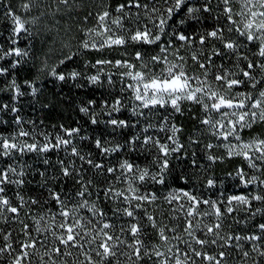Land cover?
<instances>
[{
  "label": "snow or ice",
  "instance_id": "6c2138e0",
  "mask_svg": "<svg viewBox=\"0 0 264 264\" xmlns=\"http://www.w3.org/2000/svg\"><path fill=\"white\" fill-rule=\"evenodd\" d=\"M54 3L55 13L68 10L71 14L75 7V0H54ZM234 4L239 5L238 10ZM34 7H38L37 0H23L20 5L25 14H30ZM94 7V11L84 15L83 25L76 26L79 36H71V30H66L68 39L61 45L62 55L50 64L52 50L49 49L38 71L61 82L83 78L89 85L101 87L105 80L114 86L113 78L119 77L120 95L105 99L100 105L106 110L107 120L101 122L98 114L92 112L95 100H89L79 111L89 117L92 125L104 123L113 132L143 122L141 134L133 135L124 144L97 137L94 146L101 156H108L126 147L134 151L140 144L142 154L152 155V160L144 167L127 158L108 166L94 161L90 153L87 157L82 155L73 144L72 138L81 131L79 127L60 125L63 135L40 132L41 140L21 127L22 119L17 115V131L0 134V158L28 153L46 156L63 149L113 180L106 187H97L93 178L86 179L87 169L83 166L77 169L74 160H57L59 175L73 179L79 189L71 194L49 189L44 203L51 201V205L39 214H30L29 224L20 219L21 210L39 205L41 200L26 201L17 192V203L13 204L6 187L23 186L26 174L19 165L10 163L0 167V223L19 225L16 238L13 232L0 228V261L3 264H229L232 260L238 264L249 261L264 264V222H253L257 216L264 217V132L244 135L264 126V0H215V13L213 0H117L114 6L111 0L107 3L97 0ZM5 18L11 23L12 47L5 50L0 46V60L16 57L11 61V69H16L21 58L29 57V42L40 34L32 31V27L42 18L47 19V13L40 11L26 19L9 6ZM209 18L213 23L206 27L202 21ZM22 36L26 42L24 48L17 46ZM121 48L124 52L120 58L103 56L105 50ZM93 52L101 54V58L84 61V67L93 69L95 74L84 75L75 68L61 70V66ZM9 71L0 67V76ZM23 86L30 89L33 97L39 91L35 79L24 80ZM6 88L12 93V101L25 94L15 77ZM125 100L130 103L126 105ZM185 103L198 106V124L219 142L204 145L206 159L215 163L226 156L239 158L246 165L235 171L238 187L242 186L243 191L228 195L220 191L215 199L205 197L199 194L190 174L175 177L183 182L182 187L168 183L169 175L175 171L173 159L187 154L179 138L183 129L167 113L169 110L182 113ZM124 110L136 118L133 123L119 118ZM0 111L18 113L19 109L3 104ZM161 111L165 114L160 116L159 123L152 124L150 117ZM153 128L168 134L164 137L148 134ZM215 148H223L224 156L212 154ZM191 155L188 167L201 168L195 152ZM43 163L49 165L50 161L45 158ZM38 174L46 185L47 170ZM116 182L122 187H116ZM216 183L215 178H207L203 187L212 189ZM102 200L118 206L109 214L100 207ZM256 203L260 206L254 207ZM164 204L168 205V223L165 213L159 211ZM239 213L245 217L241 218ZM233 225L249 227L236 230Z\"/></svg>",
  "mask_w": 264,
  "mask_h": 264
},
{
  "label": "trees",
  "instance_id": "16d2710c",
  "mask_svg": "<svg viewBox=\"0 0 264 264\" xmlns=\"http://www.w3.org/2000/svg\"><path fill=\"white\" fill-rule=\"evenodd\" d=\"M97 0H75V7L71 10L69 14L68 10H63L61 13H55L56 4L54 0H37L38 7H34L30 14H25L21 9L20 5L23 0H0V46H3L5 50L12 47L10 43L11 35V23L9 19L5 18V12L9 6L12 7L14 11L18 14L24 16L26 19H31L37 16L40 11H45L47 13V19H41L35 27H32V31H38L40 34L34 40L30 41L29 45L31 51L29 57L21 58V63L16 69H11V61L16 59V57L7 58L5 60H0V67L9 68L8 74L0 76V105L9 104L19 109L18 113H13L11 111H0V121H6L7 123H0V134L10 135L17 131V125L15 124V117L19 115L22 119V125L25 130L32 131L36 134L37 139H41L39 136L40 132L54 134L59 133L63 135L60 130V125L65 128L79 127L81 129L78 136L73 137V144L79 148L82 155H87L90 153L91 158L94 161L103 162L108 166H113L122 159H130L135 163H138L141 167L147 166L152 160V155L143 153V147L140 144L135 146V150H130L126 147L124 150L116 154H109L108 156H101L99 151L94 146V140L100 137L104 140L111 141L113 144L119 142L124 144L125 141L132 137L133 135L141 134L142 128L145 126L144 123H140L137 127L128 128L124 130H118L113 132L110 126L99 123L97 125H92L89 121V117L84 113L79 111V108L87 105L89 100H95L96 105L92 108V112L98 114V119L103 122L107 120L106 110H103L100 105L105 99L111 100L112 97L120 95L119 88V77H114V86H109L107 81H104V85H89L88 82L81 78L77 81L67 80L61 82L49 77L46 72H39L41 59L44 57V53L48 52L49 49L52 50V54L49 59V63H55L58 58L62 55L60 49L62 43L66 42L68 37L66 36V30H71V36H79L76 32L77 25H83L84 15L92 10H95V3ZM109 2V0H105ZM117 0H111L114 6ZM214 13H215V0H213ZM236 6V4H234ZM55 13V14H54ZM147 22V21H145ZM92 21L88 22L90 26ZM206 27H210L213 23L212 19L209 18L207 21H202ZM186 27V26H185ZM199 27V26H198ZM51 29V31H49ZM201 30H203L201 28ZM189 31H191L189 29ZM227 36L228 33L226 32ZM233 39L235 35L233 34ZM73 50H75V41L72 42ZM21 48L26 47L25 38L22 36L20 42L17 45ZM129 51H132L130 48ZM67 49L64 50L66 54ZM124 52V49H116L112 52L105 50L103 56L106 58H120V54ZM101 58V54L90 53L84 56L77 57L75 61L69 62L64 66H61V70L67 72L72 69L81 71L84 75L95 74V71L91 68L84 67V61ZM219 63V60H217ZM115 71V69H111ZM15 77L17 83L22 85V91L25 93L23 96L19 97L16 101H12V93L7 90L6 85L11 79ZM35 79L38 84L39 91L35 97L30 94V89L23 86L24 80ZM77 85H80L78 87ZM130 102L125 100V104L128 105ZM182 113H174L169 110L167 115L169 119L180 126L183 130L179 134L180 142L184 144L183 152L187 155H181L179 159H173L172 164L175 168L169 177L168 183L174 187H182L183 182L175 180L177 175L190 174L193 176L195 181L196 189L199 190V194L205 197L211 196L213 199L216 198L220 191H223L226 195L234 194L239 191H243V187H238V179L235 177V171L238 167H245L244 162L239 158H225L223 160H218L215 163H211L206 159V153L204 152V145L206 143H219L214 137L209 135L203 126L198 124L196 117L200 116V111L198 106L185 103L183 106ZM162 111L150 117V122L152 124H158L161 115H164ZM119 118H126L129 123L135 121V117L132 116L129 110H124L119 114ZM34 122V124H33ZM264 132V126H257L253 130L244 133L247 137L250 134ZM151 135H156L164 137L168 133L159 132L158 129H149ZM81 137H84L82 139ZM67 138V137H66ZM143 135H141V140ZM193 140H198L199 143H192ZM70 152V146H69ZM195 152V159L197 163L202 165L201 168L193 169L189 168L192 153ZM154 155V150L152 151ZM212 154L216 156H224L223 148H215ZM47 158L50 161L49 165H45L43 160ZM65 159V161L74 160L75 167L80 169L83 166L87 169L86 179L93 178L94 184L97 187H106L108 181H112V176H105L98 173L95 169H92L89 165L80 161L78 158L71 157L63 149L57 150L55 152H50L46 156L43 154L28 153L20 156L18 154L14 155L12 158H0V167H5L7 164L19 165L23 168L25 172L26 183L23 186L18 185H8L6 187V193L12 198L13 204L17 203L16 193L19 192L20 195L24 197L27 201L29 198H36L41 200L39 205L26 206L21 210L20 219L26 223L31 224L30 214H39L43 209L51 205V201L47 204L44 201L47 198V193L49 189L55 191H65L71 194L73 190H78L79 186L75 185L73 179L64 178L59 175V168L57 165V160ZM19 170V168H18ZM47 170V175L49 177L47 184L43 183L44 178L38 173ZM155 170V169H153ZM247 170V169H246ZM232 173L233 175H229ZM119 175V173H117ZM207 178L216 179V187L208 189L203 187L206 184ZM116 187H122L119 182H116ZM160 187V186H155ZM251 188V186H250ZM254 190V189H253ZM95 193V189H93ZM95 195L93 196V199ZM118 206L117 203L109 204L106 201H101L100 207L104 208L111 214V209ZM260 205L256 203L254 207H259ZM156 207V206H153ZM167 208L168 205L164 204L160 206L159 211L165 213V222L167 220ZM151 210V209H150ZM27 214V215H26ZM238 216L241 218L245 217L244 213H239ZM254 223L264 222V217L257 216ZM171 226V224H170ZM236 230L239 228L249 227L248 225H233ZM0 228H4L6 231L13 232L14 238L19 236V225L16 223H10L8 225L0 223ZM149 232L152 230L149 228ZM227 231V228H226ZM244 234V233H241ZM155 237H153V240ZM235 255V253H234ZM3 264V261H0ZM229 264H238L229 260ZM251 264V261H249Z\"/></svg>",
  "mask_w": 264,
  "mask_h": 264
},
{
  "label": "rangeland",
  "instance_id": "374dc122",
  "mask_svg": "<svg viewBox=\"0 0 264 264\" xmlns=\"http://www.w3.org/2000/svg\"><path fill=\"white\" fill-rule=\"evenodd\" d=\"M237 10H238V8H239V5L238 4H236V6H234Z\"/></svg>",
  "mask_w": 264,
  "mask_h": 264
}]
</instances>
